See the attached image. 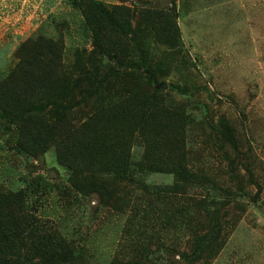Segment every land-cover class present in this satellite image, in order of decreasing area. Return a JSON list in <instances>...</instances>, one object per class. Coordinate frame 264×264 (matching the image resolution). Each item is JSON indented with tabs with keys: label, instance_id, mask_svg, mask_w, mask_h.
I'll return each instance as SVG.
<instances>
[{
	"label": "rangeland",
	"instance_id": "obj_1",
	"mask_svg": "<svg viewBox=\"0 0 264 264\" xmlns=\"http://www.w3.org/2000/svg\"><path fill=\"white\" fill-rule=\"evenodd\" d=\"M101 1L107 6H128L136 19L142 8L174 16L180 54L175 56L177 50L149 36L144 49L161 90L160 101L189 120L184 144L198 183L187 194L234 201L229 216L239 215L228 229L226 245L209 264H264V0ZM39 35L59 41L63 60L59 77L74 93L68 102L76 104L69 109V120L85 127L92 106L83 89L72 82L80 76L73 64L75 51L90 50L93 37L74 0H0V83L15 67L18 46ZM109 38L118 41L117 35ZM135 52L134 45L127 47L126 64L116 70L121 96L126 90L153 93L143 69L136 66L141 63ZM47 93L41 89L36 95L44 100ZM221 117L234 129V144V135L217 125ZM91 127L98 131L100 124ZM123 129H127L124 124ZM17 136L18 131L0 118V191L22 190L25 206L37 218L35 226L54 230L72 249L75 264H176L180 260L179 254L189 246L188 224L195 216L188 214L183 218L189 221L164 226L154 215L163 207L171 208L170 199L148 190L171 184L173 177L137 168L145 159L140 138L131 144L128 156L133 174L149 187L122 184L108 196L94 191L81 194L68 183V169L59 164L54 147L19 153ZM235 169L242 175L241 183L231 178Z\"/></svg>",
	"mask_w": 264,
	"mask_h": 264
},
{
	"label": "trees",
	"instance_id": "obj_2",
	"mask_svg": "<svg viewBox=\"0 0 264 264\" xmlns=\"http://www.w3.org/2000/svg\"><path fill=\"white\" fill-rule=\"evenodd\" d=\"M74 3L93 37L90 50L75 51L73 66L80 76L72 80L83 89L92 106L86 119L89 123L82 127L69 120V109L76 104L68 102L74 93L61 84L63 79L59 77L63 63L59 41L44 35L26 39L16 49L14 69L0 83V118L18 131L16 150L31 154L54 147L59 164L68 169L71 186L83 195L94 191L110 196L122 184L138 182L144 190L149 187L133 174L128 156L131 144L140 138L145 159L137 168L173 177L171 184L148 190L170 199L171 208L163 207L154 215L164 226L189 221L183 218L188 214L195 216L188 224L189 246L181 251L176 264H209L226 245L228 229L239 215L229 216L234 201H221L210 194H187L198 183L190 171L184 144L189 120L184 113H173L160 101L161 90L144 49L149 36L165 48L177 50L175 56L180 54V32L174 16L159 9L142 8L136 19L125 5L107 6L101 0ZM111 35H117L118 41L110 40ZM131 45L136 47L141 63L136 66L143 69L153 93L137 95L126 90L124 95L119 94L115 74L126 64L125 51ZM41 89L48 92L42 96L44 100L36 95ZM91 124H100V129L97 131ZM122 124L127 129L120 130ZM217 125L234 135V144L235 132L226 119L219 118ZM244 169L249 170L246 165ZM241 176L235 169L231 178L241 183ZM199 179L206 181L204 177ZM24 198L22 190L0 191V264H75L72 249L54 230L35 226L37 218L25 206ZM140 249L144 250L142 244Z\"/></svg>",
	"mask_w": 264,
	"mask_h": 264
},
{
	"label": "water",
	"instance_id": "obj_3",
	"mask_svg": "<svg viewBox=\"0 0 264 264\" xmlns=\"http://www.w3.org/2000/svg\"><path fill=\"white\" fill-rule=\"evenodd\" d=\"M161 87H165V84H160Z\"/></svg>",
	"mask_w": 264,
	"mask_h": 264
}]
</instances>
